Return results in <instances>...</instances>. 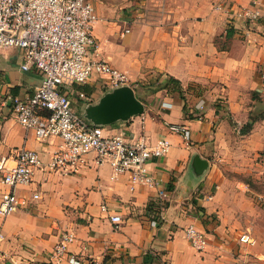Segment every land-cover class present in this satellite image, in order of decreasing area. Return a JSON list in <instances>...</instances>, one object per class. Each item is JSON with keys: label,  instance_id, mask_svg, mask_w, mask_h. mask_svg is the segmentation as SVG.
<instances>
[{"label": "crops", "instance_id": "0c3cea01", "mask_svg": "<svg viewBox=\"0 0 264 264\" xmlns=\"http://www.w3.org/2000/svg\"><path fill=\"white\" fill-rule=\"evenodd\" d=\"M91 1L98 56L129 74L145 104L143 113L106 125V132L144 133L150 142L165 138L171 145L149 163L155 186L131 189L128 175L113 178L109 164L95 165L93 153L79 174L35 170L31 184L18 188L31 202L2 224L0 264H75L50 258L66 231L76 236L68 254L80 264H264V251L239 242L240 223L250 215L234 203L236 188L229 189L226 176L243 167L247 138L264 139V21L237 17L255 0ZM22 61L19 48L0 46V160L25 146L47 161L61 139H37L11 105L10 97H28L42 81ZM168 75L180 80L181 90L156 89ZM76 88L92 94L93 103L109 92L98 78ZM75 105L84 111L81 100ZM173 124L188 128L190 138ZM4 189L0 182V197ZM36 192L40 198L32 199ZM112 214L121 215L119 224ZM191 224L207 233L203 252L185 236Z\"/></svg>", "mask_w": 264, "mask_h": 264}, {"label": "built area", "instance_id": "2783aa9c", "mask_svg": "<svg viewBox=\"0 0 264 264\" xmlns=\"http://www.w3.org/2000/svg\"><path fill=\"white\" fill-rule=\"evenodd\" d=\"M237 17L248 22L264 21V2L255 0L242 6ZM97 19L91 0H0V46L19 48L23 52L21 68L42 76L32 95L10 97L13 112L37 139H61L47 161L37 150L25 146L13 148L0 160V182L5 186L0 197V239L4 237L2 224L7 216L31 202L20 197L18 188L31 184L37 169L79 174L88 166V156L93 153L95 165L109 164L113 178L128 175L131 189L138 183H157L149 163L154 157L167 154L169 140L150 142L144 133L132 137L123 132L108 133L103 124L94 123L85 112L80 114L75 108L79 100L83 104L93 103V95L77 89V84L98 78L108 89L126 85L133 88V80L126 71L98 56L99 44L94 35ZM170 128L183 131V136L190 138L188 128L174 124ZM8 160L14 164L7 166ZM37 198L39 192L32 199ZM103 209L109 210L106 204ZM111 219L118 224L122 220L120 214H112ZM184 231L197 252L207 249L209 238L205 231L194 224ZM75 239L71 231L62 233L50 252L52 263L67 258L80 264L68 254V245ZM256 241L250 230L239 235V242L245 246H254Z\"/></svg>", "mask_w": 264, "mask_h": 264}, {"label": "rangeland", "instance_id": "374dc122", "mask_svg": "<svg viewBox=\"0 0 264 264\" xmlns=\"http://www.w3.org/2000/svg\"><path fill=\"white\" fill-rule=\"evenodd\" d=\"M88 106V103L83 104L84 111L80 109V105H75V108L82 114L86 112ZM248 126L250 123L244 124L242 129L246 127L249 131L251 127ZM259 129H262L261 134L264 137V126ZM239 135L237 133V136ZM254 142V139L247 138L244 145L247 144L248 147H244L243 157H239L238 162L243 167L240 171L229 169L230 174L226 176L232 184V186L229 185V189L236 188V191H233L234 203L239 206L240 211L245 210L246 214L250 215V219L242 220L240 225L244 226L245 231L250 230L253 234L261 236V239L256 236L257 241L252 248L257 247L264 251V139L258 144ZM261 258L264 260L263 256Z\"/></svg>", "mask_w": 264, "mask_h": 264}, {"label": "water", "instance_id": "95a60500", "mask_svg": "<svg viewBox=\"0 0 264 264\" xmlns=\"http://www.w3.org/2000/svg\"><path fill=\"white\" fill-rule=\"evenodd\" d=\"M145 104L137 97L131 86H120L105 93L98 103H91L85 115L96 124H111L117 120H127L143 113Z\"/></svg>", "mask_w": 264, "mask_h": 264}, {"label": "trees", "instance_id": "16d2710c", "mask_svg": "<svg viewBox=\"0 0 264 264\" xmlns=\"http://www.w3.org/2000/svg\"><path fill=\"white\" fill-rule=\"evenodd\" d=\"M172 84V88L175 90H181V82L179 79L175 78L174 76L168 75L166 78V82L163 85H158L156 89H162L163 87H167L168 85ZM109 91H111V89H108ZM88 93V92H87ZM251 126V125H250ZM250 126H248L250 128ZM247 129L246 127L242 129V132H246ZM154 212H157L158 209L156 207H154L152 209Z\"/></svg>", "mask_w": 264, "mask_h": 264}]
</instances>
